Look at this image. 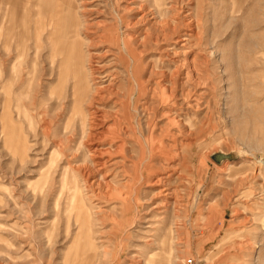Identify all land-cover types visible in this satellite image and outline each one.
<instances>
[{"label": "rangeland", "instance_id": "obj_1", "mask_svg": "<svg viewBox=\"0 0 264 264\" xmlns=\"http://www.w3.org/2000/svg\"><path fill=\"white\" fill-rule=\"evenodd\" d=\"M59 1L0 0V264H264V0ZM67 13L92 91L114 89L93 103L59 77ZM125 42L145 49L131 71Z\"/></svg>", "mask_w": 264, "mask_h": 264}, {"label": "bare ground", "instance_id": "obj_2", "mask_svg": "<svg viewBox=\"0 0 264 264\" xmlns=\"http://www.w3.org/2000/svg\"><path fill=\"white\" fill-rule=\"evenodd\" d=\"M74 0H60L59 3H57V8H58V11H61L62 15H63V9H64V6L66 4H72ZM40 2V1H39ZM39 5V4H38ZM44 5V4H43ZM187 12V11H186ZM40 14V13H39ZM41 15V14H40ZM65 15V13H64ZM189 14H187L186 16H188ZM45 17V16H44ZM63 18V17H62ZM177 18V17H176ZM64 22H63V26L62 28H60V30H55V34L54 36L51 38V41H52V45H54V52L58 53V54H62L64 56L63 58V63L61 64V69H60V75L59 77H61V79L65 81H67V79L69 78V76L71 77L70 81H72L71 83V89H72V92L74 93V97L76 98V101L80 104L81 102H86L88 97H89V91L91 90L92 91V87L89 85V82L87 81V77H85V70H84V61H83V56H82V52L80 51V45L78 44V40H76L75 38H73L72 41H70V43L68 45H66L64 42H63V38L66 37L69 33V31H71V26H73V24H75L76 22V19H75V16L73 13H67L66 17L63 18ZM189 19V21H188ZM191 17L189 18H186L185 21V25L184 26H188V30L189 28H191L190 30H193L192 29V24L190 23ZM40 21V20H39ZM42 21V20H41ZM40 25V23H39ZM162 27V26H161ZM163 31V36H162V33L156 37L155 39L157 40H163V38H160L161 36L164 37V39H168L169 36H172L173 35H177V39H176V42L178 43H181L183 41H185V39H182L181 37H179V30H180V26L176 25V24H173V23H166L165 24V28L163 29V27L161 28ZM168 30V31H166ZM51 34V33H50ZM53 34V32H52ZM146 37H149L146 35ZM175 38V37H174ZM148 39V38H147ZM146 38L144 39V41L141 43L142 45L139 44V47L140 46H145L144 48H148V42L149 40H147ZM170 39V37H169ZM158 42V41H157ZM156 42V43H157ZM151 43V42H150ZM125 49H126V52L127 54H122V60H123V64L127 67V70H130L132 69L130 66L133 67V65H131V60L133 61H136L137 59V56L139 55L140 57L143 55V52L145 51V49L143 50H139L137 47L135 48L134 47V43H131V42H125ZM136 44V43H135ZM138 44V43H137ZM138 46V45H137ZM141 48V47H140ZM147 50V49H146ZM173 50V49H172ZM169 52V50L167 51V53ZM172 52V51H171ZM145 53V52H144ZM170 53V52H169ZM176 53V52H174ZM178 53V52H177ZM176 53V54H177ZM173 54V52H172ZM130 56V59H128V56ZM175 55V54H174ZM139 59V58H138ZM173 60V59H172ZM139 61V60H138ZM180 61V60H179ZM141 62V61H139ZM182 62V61H180ZM188 62V61H186ZM194 62V61H193ZM137 63V62H136ZM135 63V64H136ZM185 63V62H184ZM182 63V65L184 64ZM134 64V63H133ZM138 64V63H137ZM144 65V64H143ZM190 69H188L187 67ZM180 65L176 66V69L173 70V72L171 73L172 75L170 76L169 79H171L172 81H170V84L168 85L166 82H167V79L166 81H158V84H160V89L162 91V101H165V102H168L171 98H173L175 95H176V92L179 88V83L180 82L179 80V77L182 76V73L181 71H183V67H179ZM184 66V65H183ZM189 71L187 73V79L189 82L193 83V85H195V87L197 88L198 86H201V75H197L195 74V69H192L191 68V63H185V66ZM134 71L135 73H137V68L136 66L134 67ZM145 69V68H144ZM141 72L143 70L140 69ZM186 70V69H185ZM131 71V70H130ZM163 71H161L160 73H162ZM171 72V71H170ZM128 73V72H127ZM182 73V74H181ZM131 74V73H130ZM156 74V73H155ZM164 74H165V71H164ZM185 74V73H184ZM158 75V73H157ZM145 76H148V75H145ZM162 76V74L160 75ZM135 77V76H134ZM156 77H159L156 76ZM168 77H169V74H168ZM155 78V77H154ZM160 78V77H159ZM162 78V77H161ZM182 78V77H181ZM184 78V77H183ZM147 78H145L146 80ZM179 79V80H178ZM185 79V78H184ZM148 82L151 80L147 79ZM164 80V79H163ZM178 80V81H177ZM182 80V79H181ZM152 81V80H151ZM137 83V82H136ZM138 83H139V88H140V91L145 94V83L146 82H143V80L140 79L138 80ZM11 85H12V81L10 80L8 82V84L5 86V90H6V93L8 96L7 100H6V104L7 106L6 109L7 111L10 110L8 104H10V89H11ZM69 85V84H68ZM182 87L186 88L185 87V84L183 83L181 85ZM180 86V87H181ZM112 87H109V86H106V87H103V88H96L95 91H92V98L90 99L91 103H93L94 101H97V99H103L105 96L103 95V91H109V92H113ZM159 89V90H160ZM186 91L183 93V97H184V100H189V98H191L192 96V91L191 90H187L185 89ZM142 94V95H143ZM178 95V94H177ZM90 103V104H91ZM176 103V102H175ZM174 103V105H175ZM166 105V104H165ZM173 105V106H174ZM177 105V104H176ZM91 107V106H90ZM92 109L89 111V114L88 116L90 117L89 121H87V119L85 117H83V114L81 115L83 118H82V125H84V127H86V123L88 122L90 128L89 130L92 131V130H101L105 124V114L101 113V110L96 108V107H91ZM8 114H9V111H8ZM7 114L5 113V116H3V118H5V120H9V124L6 126L5 123V127H7V135H8V141L12 144V143H15V134H16V131H17V126H15V123H13V119H12V112L10 110V114H9V117L7 118L6 117ZM89 137H92L94 136L93 132H89L88 133ZM97 150V149H95ZM152 151L154 150L155 151V147H152L151 149ZM151 151V153H152ZM153 151V152H154ZM98 152V151H97ZM98 164L100 165H103L105 163L103 162H97ZM153 168V165H150L149 167L147 168H144V170L142 169V171L144 172H150L149 170ZM88 169H90V167L88 166ZM87 169V170H88ZM154 170V169H153ZM89 171V170H88ZM87 171V172H88ZM91 171V170H90ZM89 171V172H90ZM93 172V169L92 171ZM92 174V173H90ZM146 174V173H145ZM87 175V174H86ZM147 175V174H146ZM148 176V175H147ZM92 181V180H91ZM95 183V182H93ZM79 208V207H78ZM78 212V211H77ZM80 213V212H79ZM79 215V214H78ZM77 215V216H78ZM69 219V218H68ZM79 219V217H78ZM77 221V220H76ZM82 222V220H81ZM79 223V222H78ZM83 227V226H82ZM80 238V237H79ZM78 245V243H77ZM83 248V246H81ZM83 250V249H82ZM76 258V257H75ZM89 258V256H88Z\"/></svg>", "mask_w": 264, "mask_h": 264}]
</instances>
